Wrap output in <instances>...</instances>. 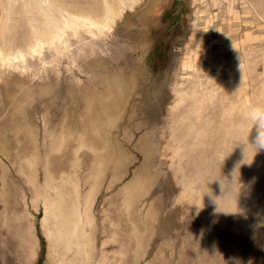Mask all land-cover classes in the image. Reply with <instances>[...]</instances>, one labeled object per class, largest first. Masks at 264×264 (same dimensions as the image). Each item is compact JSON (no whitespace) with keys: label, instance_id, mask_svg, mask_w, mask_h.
<instances>
[{"label":"rangeland","instance_id":"1","mask_svg":"<svg viewBox=\"0 0 264 264\" xmlns=\"http://www.w3.org/2000/svg\"><path fill=\"white\" fill-rule=\"evenodd\" d=\"M225 1L244 14L239 28L249 36L234 58L197 56L200 66L186 68L200 53L192 36L212 0H0V264L65 262L66 250L58 252L46 230L44 198L35 199L37 188L20 170L31 144L14 129L19 82L33 92L24 115L39 137L40 181L49 142L63 129L73 136L55 164L76 172L83 192L95 167L105 170L94 206L97 261L106 246L120 258L111 264H264V149L251 144L261 128L242 119L264 103V0ZM79 137L86 142L77 152ZM136 173L148 176L142 204L153 214L138 231L121 205Z\"/></svg>","mask_w":264,"mask_h":264},{"label":"bare ground","instance_id":"2","mask_svg":"<svg viewBox=\"0 0 264 264\" xmlns=\"http://www.w3.org/2000/svg\"><path fill=\"white\" fill-rule=\"evenodd\" d=\"M65 3V2H64ZM78 3V2H77ZM87 3V1H86ZM64 6V4H62ZM88 5V4H87ZM74 6V4H73ZM7 7V6H6ZM25 7V5H24ZM101 7V6H100ZM27 8V7H26ZM36 8V7H35ZM63 8V7H62ZM66 9L64 10H68L67 12H73V10L71 11V7H65ZM94 8V7H93ZM96 8V7H95ZM94 8V9H95ZM97 9V8H96ZM41 10V9H40ZM63 10V11H64ZM21 11V10H20ZM35 11V10H34ZM38 11V10H37ZM80 11V10H78ZM77 11V12H78ZM56 12V11H55ZM75 12V11H74ZM85 13V12H84ZM39 14V13H38ZM58 14V13H57ZM55 14V15H57ZM7 15V14H6ZM30 15V14H28ZM41 15V14H40ZM59 15V14H58ZM43 16V15H42ZM51 17V16H50ZM36 18V17H35ZM33 18V19H35ZM44 18V16H43ZM10 18H8L9 20ZM23 19V18H21ZM32 19V17H31ZM40 18H38L39 20ZM30 20V19H29ZM42 20V19H40ZM59 20V19H58ZM21 21V20H20ZM24 22L26 20H23ZM31 21V20H30ZM46 21V20H45ZM43 21V22H45ZM48 21V20H47ZM46 21V22H47ZM21 23V22H20ZM30 23V22H29ZM41 23V22H40ZM49 23V22H48ZM22 24V23H21ZM43 24V23H42ZM53 24V23H52ZM28 25V24H27ZM37 25V23H36ZM57 25V24H56ZM25 26V25H24ZM24 26L20 25V27H22L21 30L24 29ZM31 26V24H30ZM35 26V25H34ZM29 27V25H28ZM36 27V26H35ZM41 26H39L40 28ZM43 27V26H42ZM41 27V29H42ZM45 27V25H44ZM33 28V27H32ZM31 28V29H32ZM54 28V27H53ZM26 29V26H25ZM41 29H38L41 30ZM13 31V29H11ZM20 30V31H21ZM30 30V29H29ZM8 31V30H7ZM33 33L35 35L36 29L34 30L33 28ZM35 31V32H34ZM53 31V30H52ZM14 32V31H13ZM25 32V31H24ZM32 33V32H31ZM8 34V32H7ZM13 34V33H12ZM23 34V33H22ZM28 34V33H27ZM41 34V32L39 33ZM5 35V34H4ZM30 35V33H29ZM26 36H22L20 38V40H24ZM36 37V35H35ZM9 39V38H8ZM8 39H6L8 41ZM4 40H5V36H4ZM13 41V37L11 36V38L9 39V41ZM2 41V40H1ZM4 42V41H3ZM6 42V41H5ZM10 43V42H9ZM6 45V44H5ZM2 50V49H1ZM13 69V68H12ZM21 76V75H20ZM32 76V75H31ZM18 92V93H17ZM16 95L13 97V101H14V105L15 106H20L19 110L15 113V121H14V129L16 130V133L22 129L25 130L27 133V136H29V142H30V146L31 148L21 152V157L19 159V163H20V170L26 174V176L28 178H30L35 186V188H37V192L35 193V199H37L39 196H43L44 198V208H45V216H44V223L46 225V230L48 232V235L51 237V239L53 241H56L55 244L51 243V245H56V247H58L57 251H61V249H65L66 252L65 254L61 257L62 260H65V262L61 261L60 258L58 262H60V264H111L112 261H118L120 258L116 255H110V253L108 254V252L106 251V246L102 247V252H101V256L99 257L98 261L96 260V258L98 257V246H97V221H96V214L94 211V206H95V200H96V196L99 192V188L101 186V181H102V177H103V173H104V169L102 164L98 165L95 167V169L93 170V172L90 173L88 179H87V183H88V188L85 192H83L82 190V186H81V182H80V177H78L76 172H72L71 170H67L66 167L64 168L63 165H61L62 163H58V166L60 165L62 168H60L58 171L55 170L56 168L58 169V166L55 164L56 159L58 158V155L63 152L65 150V146H66V142L73 136V133L70 130L67 129H63L59 135H53L49 145H48V149H46V157H45V162L44 164V181H40V177H39V165L41 164V151L39 149V141L37 138V134L35 132L34 127L27 122V119L24 115V112L26 110L25 106L28 104V102H30V98L33 95L32 89L29 88H25L24 87V83L19 82L18 83V91H17ZM121 98V97H120ZM27 104H26V103ZM119 102V101H118ZM124 102V100L122 101ZM125 103H123L124 105ZM117 105V104H116ZM119 105V104H118ZM121 106V105H120ZM119 107V106H117ZM197 107V106H196ZM122 108V107H121ZM206 108V107H205ZM204 108V109H205ZM210 108V107H209ZM120 109V108H119ZM118 109V110H119ZM193 109V107H192ZM191 109V110H192ZM203 109V111H204ZM122 110V109H120ZM189 111L190 108L188 109ZM202 110V109H200ZM208 111H210L208 109ZM188 112V111H187ZM200 112V111H199ZM207 112V111H206ZM189 113V112H188ZM191 113V112H190ZM189 113V114H190ZM212 113V112H211ZM210 113V114H211ZM192 114V113H191ZM202 114V112H201ZM196 115V113H195ZM194 115V116H195ZM198 115V114H197ZM196 115V116H197ZM223 115V114H222ZM201 117V116H200ZM209 117H211V115H209ZM227 117V116H226ZM241 117V116H240ZM196 118V117H195ZM199 118V117H197ZM203 118V117H202ZM206 118V117H205ZM204 119V118H203ZM206 120V119H205ZM208 120V121H207ZM207 123L210 120V118H208L207 115ZM227 120V119H226ZM113 121V120H112ZM197 121V120H196ZM214 121V120H213ZM212 121V122H213ZM215 122V121H214ZM232 122V121H231ZM240 122V121H239ZM200 123V120L199 122ZM204 123V122H203ZM202 123V124H203ZM234 123V122H233ZM243 123V122H240ZM218 125V123H216ZM244 124V123H243ZM204 125V124H203ZM223 125V124H222ZM202 126V125H201ZM206 126V125H205ZM219 126V125H218ZM221 126V125H220ZM186 127V126H185ZM210 127V126H209ZM215 127V126H214ZM223 127V126H222ZM221 127V128H222ZM182 128V127H181ZM199 128V127H198ZM192 129V128H190ZM213 129V128H212ZM223 129V128H222ZM97 130V129H96ZM211 130V129H210ZM215 130V129H214ZM229 130V129H228ZM182 131V130H181ZM250 131L249 127L247 132ZM253 131V130H252ZM184 132V131H183ZM192 132V131H191ZM195 132V131H194ZM201 132V131H200ZM212 132V131H211ZM189 133V132H188ZM250 133V132H249ZM253 133V132H252ZM127 134V133H126ZM186 134V133H185ZM191 136H193L192 133ZM196 134V133H195ZM199 134V132L197 133ZM196 134V135H197ZM237 134V131H236ZM242 134V133H241ZM247 134V133H246ZM251 134V133H250ZM178 135V134H177ZM181 135V134H180ZM178 135V136H180ZM188 135V134H187ZM194 135V136H196ZM202 135V134H201ZM219 135V133H218ZM183 134L180 136L182 137ZM190 136V135H189ZM200 136V135H199ZM197 136V139L199 138H204V137H199ZM237 136V135H236ZM245 136V134H244ZM177 137V136H175ZM188 137V136H187ZM223 137V136H222ZM246 137V136H245ZM191 138V137H189ZM187 138V139H189ZM219 138V137H218ZM243 138V137H242ZM180 139V138H179ZM246 139V138H245ZM192 140V139H190ZM196 140V139H195ZM205 140V139H204ZM247 140V139H246ZM249 140V139H248ZM78 141V145L75 147V149H80V147L82 145H84V143L86 142V139H84L83 137H79ZM183 141H185L183 139ZM194 141V140H192ZM188 143L190 141H187ZM218 142V141H217ZM245 142V141H244ZM243 142V143H244ZM247 142V141H246ZM245 142V143H246ZM191 143V142H190ZM189 143V144H190ZM193 143V142H192ZM208 143V142H207ZM206 143V144H207ZM242 143V144H243ZM250 144V142H247ZM187 144V143H186ZM194 144V143H193ZM235 144V143H234ZM202 145H204L202 143ZM211 145V144H210ZM245 145V144H243ZM240 146V145H239ZM189 147V146H188ZM187 147V148H188ZM199 147V146H197ZM196 147V148H197ZM246 147V146H245ZM244 147V148H245ZM248 147V146H247ZM105 148V147H104ZM230 148V147H229ZM242 146H241V150H242ZM74 149V150H75ZM194 149V148H193ZM226 149V148H225ZM240 149V148H239ZM106 150V149H105ZM147 150V149H146ZM191 150V149H190ZM230 150V149H229ZM232 150V149H231ZM248 150V149H247ZM104 151V150H103ZM193 151V150H192ZM203 151V150H202ZM217 151V150H216ZM227 151V150H226ZM78 152V150H77ZM244 152V151H243ZM193 153V152H192ZM195 154V153H194ZM241 154V153H240ZM247 154V153H246ZM200 155V154H199ZM248 155V154H247ZM227 156V155H226ZM241 157V156H240ZM245 157V156H244ZM243 157V158H244ZM248 157V156H247ZM205 159H208V157H203ZM222 158V157H221ZM220 158V159H221ZM246 158V157H245ZM244 158V159H245ZM223 159V158H222ZM226 159V158H225ZM240 159V158H239ZM243 159V160H244ZM248 159V158H247ZM197 160V159H196ZM227 160V159H226ZM235 160V159H233ZM237 160V159H236ZM242 160V159H240ZM246 160V159H245ZM244 160V161H245ZM58 161V160H57ZM56 161V162H57ZM206 161V160H205ZM238 161V160H237ZM236 161V162H237ZM243 161V162H244ZM249 163V160H246ZM103 162V161H101ZM199 162V161H198ZM203 164L205 163L204 160H202ZM242 163V161H240ZM54 164L57 166L55 167ZM199 164L201 163V160L199 162ZM229 164V162H228ZM104 165V163H103ZM225 165V164H223ZM235 165V163H234ZM207 166V164H206ZM210 166V165H209ZM227 166V165H226ZM238 166H241V164L238 163ZM243 166V167H242ZM241 166V172L243 173L244 176H246L248 173L247 172H243L242 169H244L243 163ZM223 167V166H222ZM228 167V166H227ZM226 167V168H227ZM230 167V166H229ZM247 168V166H245ZM213 168V167H212ZM235 168V167H234ZM240 168V167H237ZM245 168V169H246ZM244 169V170H245ZM248 169V168H247ZM224 170V169H223ZM229 173H231V168L230 170L227 169ZM235 170V169H234ZM239 170V169H237ZM146 171V170H145ZM219 171V170H218ZM225 171V170H224ZM247 171V170H246ZM147 172V171H146ZM236 172V170H235ZM239 172V171H238ZM251 172V171H250ZM249 172V173H250ZM192 173V172H191ZM233 173V172H232ZM257 173V172H255ZM116 180H119L122 175V169L117 171L116 173ZM209 174V173H207ZM224 174V173H223ZM227 174V172H226ZM225 174V176H227ZM237 174V173H236ZM241 173L239 172L238 175H240ZM259 174V173H258ZM233 175H235L233 173ZM214 176V175H213ZM212 176V177H213ZM220 176V174L216 175ZM253 176V175H252ZM211 177V178H212ZM224 177V176H223ZM230 177V176H228ZM247 177H250V175H247ZM245 177V179L247 178ZM148 176L147 174H140V173H136L135 176L133 177V179L126 185L125 187V192L122 196V203L121 205L129 210V215L131 216L132 222H133V227H134V231H138V230H146L148 228V225H151L152 222V218H153V214L151 213V211L148 209L147 211L144 208V204H142V198L143 196L147 193L148 189H149V185H148ZM234 178V177H233ZM232 178V179H233ZM239 178V177H238ZM237 178V179H238ZM219 179V177H218ZM225 179V177L223 178ZM229 179V178H227ZM226 179V180H227ZM236 179V180H237ZM244 181H247V179ZM249 179V178H248ZM214 180V179H213ZM225 180V181H226ZM230 180V181H229ZM227 180L229 182H231V178ZM235 179H233L234 182ZM251 180V179H250ZM250 180H248L246 183L250 182ZM113 181V180H112ZM218 181V180H217ZM224 181V180H223ZM222 179L221 181L219 180V182H222L223 186L228 187V183L225 181L223 182ZM236 182V181H235ZM234 182V183H235ZM212 183V182H211ZM233 183V187L232 189L234 190L233 192H235V188H237V190L240 193H244L241 192L240 189L243 190V187L246 186H250L251 187V182L246 184L245 182H242V188H238L235 186V184ZM210 184V182H209ZM237 184V182H236ZM240 184V185H241ZM176 185V184H175ZM214 185V183H213ZM239 185V184H238ZM237 185V186H238ZM239 185V187H240ZM248 185V186H247ZM212 186V185H211ZM216 186V185H214ZM223 187V188H224ZM226 187V188H227ZM230 187V185H229ZM249 187V188H250ZM212 189H214V187H211ZM217 188V187H216ZM177 189V188H176ZM248 189V188H247ZM246 192H249L247 191ZM225 190V189H224ZM229 190V189H227ZM236 190V191H237ZM245 190V187H244ZM243 190V191H244ZM250 190V189H248ZM218 191V190H217ZM221 188H220V192H221ZM226 191V190H225ZM237 191V192H238ZM227 192V191H226ZM229 192V191H228ZM233 192L231 191V193L233 194ZM252 191L250 190L249 193H245V195L249 196V194ZM214 193V191H213ZM225 193V192H224ZM254 193V192H253ZM256 193V192H255ZM261 193V192H259ZM217 194V193H216ZM230 195V193H228ZM231 194V195H232ZM212 195V194H211ZM254 194H252L253 196ZM217 196V195H216ZM227 196V195H226ZM244 197V195H242ZM246 196V198H247ZM218 197V196H217ZM234 198L236 196H233ZM233 197L231 199H233ZM238 197H240V195H238ZM212 198V197H211ZM216 198V197H215ZM242 198V197H241ZM222 199V198H221ZM224 199V197H223ZM237 199V197L235 198ZM244 199V198H243ZM242 199V200H243ZM214 200V198H213ZM216 200V199H215ZM232 202L235 200H231ZM244 201V200H243ZM250 202V199H249ZM147 203V202H146ZM236 203V202H235ZM234 203V204H235ZM242 203V201H241ZM243 204V203H242ZM245 204V203H244ZM250 204V203H249ZM148 205V204H147ZM251 205V204H250ZM232 207V206H231ZM234 210V209H233ZM205 211V210H204ZM208 211V210H207ZM264 212V211H263ZM203 213V212H202ZM230 213V212H228ZM208 214V213H207ZM110 222V221H109ZM114 222V221H113ZM226 222V221H224ZM244 223V222H243ZM253 226V225H252ZM222 227V225H221ZM239 229V228H238ZM255 231V230H254ZM109 233V232H108ZM259 233V232H257ZM256 233V234H257ZM256 236V235H255ZM250 237V235H249ZM259 237V236H258ZM106 238V237H105ZM257 238V236H256ZM141 240V239H140ZM57 243V244H56ZM107 240L103 243L104 245H106ZM54 249V248H53ZM53 249H52V253H53ZM122 249V248H121ZM55 250V249H54ZM115 253H119V251L115 250ZM56 253V257L59 255H57ZM121 253V252H120ZM60 256V255H59ZM97 261V262H96ZM100 262V263H99Z\"/></svg>","mask_w":264,"mask_h":264},{"label":"crops","instance_id":"3","mask_svg":"<svg viewBox=\"0 0 264 264\" xmlns=\"http://www.w3.org/2000/svg\"><path fill=\"white\" fill-rule=\"evenodd\" d=\"M212 1L211 9L208 11L210 1L207 3V7L205 5L206 11L201 13L206 15L205 25L198 27L197 36H192V38H196L195 46L199 48L200 53L194 54L191 60L184 62H187L186 68L190 66L197 68L196 66H200L201 63H195L197 56H204L206 61L209 58L213 60L215 57L219 59L225 57L234 58L238 49L234 51L233 48L237 47L239 45L238 42L243 40V38H247L250 34L239 28L247 24L242 19L244 14H235V7L232 4H227L225 0ZM225 9H228V12ZM208 15H210V18ZM235 25L237 27H234ZM189 61L192 64H189ZM191 71H194V69H191ZM187 75H190V73H187Z\"/></svg>","mask_w":264,"mask_h":264},{"label":"clouds","instance_id":"4","mask_svg":"<svg viewBox=\"0 0 264 264\" xmlns=\"http://www.w3.org/2000/svg\"><path fill=\"white\" fill-rule=\"evenodd\" d=\"M242 119L252 126L251 130H253L257 124L260 125L261 133L257 136L255 142L251 144L256 147L257 151L264 149V103L250 105L242 113Z\"/></svg>","mask_w":264,"mask_h":264}]
</instances>
